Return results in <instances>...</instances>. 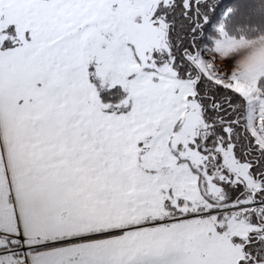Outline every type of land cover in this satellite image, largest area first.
<instances>
[{"label":"snow or ice","instance_id":"6c2138e0","mask_svg":"<svg viewBox=\"0 0 264 264\" xmlns=\"http://www.w3.org/2000/svg\"><path fill=\"white\" fill-rule=\"evenodd\" d=\"M0 264H264V0H0Z\"/></svg>","mask_w":264,"mask_h":264}]
</instances>
